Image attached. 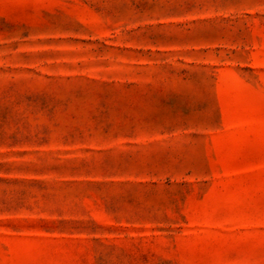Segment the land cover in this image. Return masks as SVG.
Masks as SVG:
<instances>
[{"label": "rangeland", "instance_id": "rangeland-1", "mask_svg": "<svg viewBox=\"0 0 264 264\" xmlns=\"http://www.w3.org/2000/svg\"><path fill=\"white\" fill-rule=\"evenodd\" d=\"M0 264H264V0H0Z\"/></svg>", "mask_w": 264, "mask_h": 264}]
</instances>
